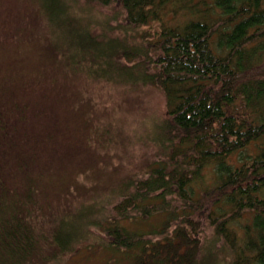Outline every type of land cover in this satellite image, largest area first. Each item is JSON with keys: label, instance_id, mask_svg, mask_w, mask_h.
Instances as JSON below:
<instances>
[{"label": "trees", "instance_id": "16d2710c", "mask_svg": "<svg viewBox=\"0 0 264 264\" xmlns=\"http://www.w3.org/2000/svg\"><path fill=\"white\" fill-rule=\"evenodd\" d=\"M105 86L162 95L143 167L51 188L54 161L90 160L62 155L63 111ZM99 118L97 145L122 146L125 118ZM94 234L124 254L106 264H264V0H0V264H58Z\"/></svg>", "mask_w": 264, "mask_h": 264}, {"label": "rangeland", "instance_id": "374dc122", "mask_svg": "<svg viewBox=\"0 0 264 264\" xmlns=\"http://www.w3.org/2000/svg\"><path fill=\"white\" fill-rule=\"evenodd\" d=\"M10 1L13 3V0ZM26 4L27 1H25V5ZM115 13L116 12L109 7L103 8L99 13L100 19L113 18ZM93 14L97 16L95 12H93ZM34 45L35 44L30 47L34 51H30L27 55L25 53L21 54V56L26 55L23 56L25 58H22V61L14 67L13 70L5 72L7 78L13 77L17 79L20 71H23V74H25L37 63V57L39 56ZM87 87L90 90V87ZM132 88L133 89L116 87L113 90L110 86H105L102 90H105L107 95L110 94L109 96L99 95L102 90L93 88L90 91L91 97L88 96L90 101L87 100L86 103L83 101L82 97H86L89 91L86 88L79 89L81 94H79L76 101L70 105L73 111H63L65 112L64 114L70 118L75 114L74 110L76 109V104L77 108H80L79 112L77 111V117L74 122L72 123L69 121L68 126L63 131L62 139L65 141L66 147L63 150L65 153L62 151L61 153L66 157L70 156L72 152L78 153L75 157L81 159L83 155L80 152L87 147L85 156L89 154L90 160L88 163L86 162L87 159L79 162L73 161L72 163L70 160L66 159L59 162L54 161L50 166L53 172L57 171L58 177L48 178L51 179V188L62 189L65 186L64 183L67 182L69 185L81 184L89 193L93 194L95 191H101L109 184L116 183L123 178V174L114 173L112 171L113 163L118 165L120 169L123 168V171L131 173L139 171L143 167L145 163L144 151L146 147L152 145V142L148 139V130L152 122L157 119L161 113L163 99L160 91L156 88L145 87L143 89L140 86L135 87L136 89L134 87ZM101 113H105L106 117L122 116L125 118L124 121H121V126L117 125L116 136L113 137L123 140V144H121L122 146L119 148L113 140L108 144L107 150L97 145V121ZM96 115L97 118L95 120ZM91 117H94L92 118L93 122L85 123V126L84 122H88L86 121L87 118ZM86 134H88L87 139L89 140L82 141L84 138L83 136L86 137ZM91 154H98L99 156L108 155L99 161L102 163H99L97 157ZM109 159L112 160V163H107ZM105 161L107 162L105 163ZM66 166L69 171L64 174L62 169ZM152 223H154V220L139 221L137 223L130 222L126 224L131 230H139L146 229L147 226ZM96 235L97 234H94L92 238L82 244V249H84L82 252L79 250L77 254L75 253L76 251L74 252L75 254H67L59 260L60 263L58 264H106L117 256H124L123 253L116 252L115 250L94 245L97 240ZM92 247L94 250H92ZM219 258L223 263L225 260L226 264L228 261H231L228 253H224V255L217 257V259Z\"/></svg>", "mask_w": 264, "mask_h": 264}]
</instances>
